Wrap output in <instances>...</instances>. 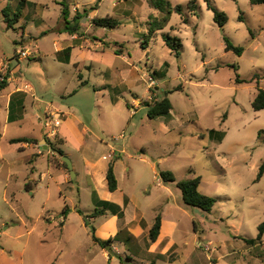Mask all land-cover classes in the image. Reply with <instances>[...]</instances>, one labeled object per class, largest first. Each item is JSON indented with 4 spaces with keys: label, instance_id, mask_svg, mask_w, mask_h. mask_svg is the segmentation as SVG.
Wrapping results in <instances>:
<instances>
[{
    "label": "rangeland",
    "instance_id": "1",
    "mask_svg": "<svg viewBox=\"0 0 264 264\" xmlns=\"http://www.w3.org/2000/svg\"><path fill=\"white\" fill-rule=\"evenodd\" d=\"M31 1L44 6L40 7L44 19L41 28L37 17L29 15V8L19 0H0V60L15 61L16 66V50L24 42V49H20L30 56L20 62V70L14 76L34 88L41 100L34 107L36 113L43 114L49 105L64 106L81 121V128H91L103 141L117 146L132 143L145 147L146 153L134 154L131 163L134 173L143 180L142 188L137 190L152 192V198L164 188L157 186L162 182L160 171H171L178 181L201 177L200 192L217 201L211 213H194L195 209L185 205L176 185H165L171 193L170 202H164L165 214L180 220L175 235L178 248L170 255L178 258L158 264H264V237L255 244L243 239H255L258 226L264 221V176L255 181L264 162V143L258 138V132L264 129V110L255 111L252 106L259 89H264V5H252L250 0H210L228 16V22L221 27L214 21V12L206 0H196V15L186 10L189 24H184L182 15L172 8L176 5L186 8L192 0H167L170 7L166 12L152 10L148 0H139L143 10L140 6L142 14L139 11L138 18L144 22L149 20L150 10L159 19L169 16L165 28L151 41L146 34H138L136 40L130 36L133 27H145L143 21L123 22L116 29L95 28L97 34L105 31L109 37L124 33L130 36L123 45L102 44L126 55V60L115 56V66H123L128 59L136 63V81L99 92L87 88L77 97L63 99L61 91L65 88L73 91L79 73L73 64L57 61L54 52L56 31L64 26L63 0ZM4 9L12 23L10 28L4 21ZM20 12L22 20L17 15ZM23 25L27 26L28 34L22 40ZM41 31L48 32L41 34ZM167 34L182 39L180 58L166 46L163 35ZM97 39L101 38L92 37L94 45ZM226 39L236 47H244V53L239 56L227 51ZM148 41L150 47L146 50ZM37 48L41 52L38 59ZM111 61L106 58L105 65L94 63L95 71L106 68ZM234 66H238L237 72ZM237 74L245 82L237 83ZM0 75L7 77L8 83L13 76L9 69H1ZM178 86L182 90L173 91ZM10 90L2 91V102ZM165 91H173L169 94L173 110L167 117L152 120L146 104L162 99ZM7 117L8 113L1 110L0 128L4 129ZM30 123L6 124L0 143V246L5 249V253L0 251V264H99L101 257L94 250L91 227L83 228L77 213L71 216L64 235L60 226L54 222L49 226L45 221L47 212L61 213L64 205L56 188L51 185L48 190L47 183L40 181L42 174L49 170L53 173L55 169L48 166L45 157L34 168L28 152L7 141L24 134L35 135L40 125ZM122 129L127 138L115 140ZM213 129L226 134L221 145L210 140L209 131ZM109 132L113 134L108 135ZM98 148L101 154L106 152L103 147ZM141 155L147 161H140ZM152 157L161 159L157 176L148 162L153 161ZM32 179L37 180L38 186L28 190L26 185ZM68 196L70 205L76 203L84 211L94 209L88 186H82L80 195L76 189L69 190ZM169 207L171 210H167ZM186 211L195 217V222L190 221ZM159 213L162 215L163 209ZM150 216L151 213L147 214ZM82 218L85 220V216ZM196 237L203 239L202 248L198 247ZM147 245V240L141 242L143 248ZM120 254L125 257L123 249Z\"/></svg>",
    "mask_w": 264,
    "mask_h": 264
},
{
    "label": "crops",
    "instance_id": "2",
    "mask_svg": "<svg viewBox=\"0 0 264 264\" xmlns=\"http://www.w3.org/2000/svg\"><path fill=\"white\" fill-rule=\"evenodd\" d=\"M19 1L21 2L22 0ZM24 1L25 2L23 3V5L29 8V15L34 14L37 17L36 20L40 21L38 25L39 28H41V26L44 24V19L42 8L40 7H42L43 5L31 0ZM63 1H67L66 3L70 6V20H72L77 13L83 14L85 11H87V13L81 21V29L79 34L71 35L68 32H61L60 30L64 26L59 31H56L57 36L54 43L56 46V49L54 51L56 54V60L66 65L73 64L75 66L76 72H79L77 75L76 88L73 89V91H67V88H65L60 93L61 98L65 99L66 97L74 95V97H77L82 91L86 90L87 88H94L96 92H99L97 90L104 89L106 91L113 85L126 86L129 82L134 83V81H136L138 73V66L136 65V63L131 59H128L127 63L123 66H115V56L122 55L120 53L117 54L118 52L116 53L117 50L115 48L113 50H110V47L107 48L108 50H110V53H108L106 51L107 49L103 47L104 45L102 43L108 42L110 46L113 47L114 45L112 42H121V45H123L124 43H127L126 40H129L130 36H134L135 40L136 38H138V34H146L148 36L149 21L151 18H153V16H156L154 15L155 13L150 10L148 15L149 20H146L145 22L142 19L138 18V14H142L143 10V5L138 4L139 0ZM147 2L149 5V0ZM140 6L142 7L141 11ZM150 9L153 10V8L151 7ZM74 10L76 11L75 13H73ZM96 17H114L121 22V25L123 24V22L136 23L138 21H143L144 24L146 23V25L145 27L140 29L133 27V31L130 36L124 33L120 37H109V35L106 34L105 31H103V33L101 34L96 33L95 28L97 26L93 24V19ZM157 17L159 16H156L155 18ZM4 18V21L6 22L5 15ZM7 28H9L8 24ZM22 30L23 40V37L27 36L28 34L27 26L23 25ZM47 32L48 31H41L40 33L47 34ZM96 35L101 39L103 38V40L97 39L98 43L97 45H94L92 37H95ZM150 41L149 43H146V47L144 46L146 50H148L150 47ZM135 42L138 43V41ZM23 44L24 42L18 44L17 50H23ZM20 47H22L23 49H20ZM111 51H113V54H111ZM40 54V48H37L36 59L40 58ZM15 55H17V53ZM122 57L125 60L127 59L126 55ZM106 58H111L112 61L110 62V65L103 69H100L99 67V72H96L94 69V63H96L97 65H105ZM16 61L18 62V64L14 66L15 61L9 60L8 62H5L2 59L0 60V70L9 69L10 74L13 75L11 78H9L7 87L11 88L10 92L7 95L3 96V102L0 99L2 103L0 105V117L1 110L4 109L6 113H8L6 124L32 122L30 124L40 125V128H38L35 135L24 134L11 137L7 141L10 143L11 140L20 138H29L34 140L33 142H22L15 144H19V149H22L23 152H28V158L30 160V163L33 164L34 168V164L45 157L46 161L48 162V166H51L55 169V172L53 173L49 170L48 173H44L40 176V181L47 183L46 187L48 190L51 188L50 186L53 185L59 192V194L63 197L64 205L62 206L61 213L56 212L55 215H52L50 212H47L45 221L48 223V225L52 226L54 222L56 226H60L61 234L64 235L69 227L71 216L74 215V213H77L81 219V226L83 228H88L85 220L82 218V215L78 212V210H82L84 214L86 213L87 215H91L97 208H103V202H108L115 206V208L118 209L121 215H119V213H113L109 209L106 211L105 215L89 218L92 226L95 229L96 237L105 241L115 237L121 229H125L129 233V235L133 237L134 241L129 246L125 245V243L123 242H114L111 246L113 247V253H109L105 248H102L93 241L94 250L98 252V256L101 257L99 264H123L116 255L118 254L124 257L120 254V249L124 250L125 257L130 256L132 258L133 263L140 262L141 264H150L151 259L158 254L170 256L172 253L176 252L178 243L175 240V235L178 228L180 227V220L174 217V215L172 214L167 216L165 214L164 208V202H170L171 194L169 188H167L165 185H170L171 183L159 181V185L157 186H163L164 188L163 190H161V192H159L157 196H155V198H152V192H147L146 190H137L138 187L142 186L143 180H141V176L134 173L131 161L134 159V154L140 155L141 152L146 153V148L134 145L132 143H122L121 145L117 146L115 144H110L103 141L98 135L93 132L91 128H81V121L77 119L73 112L70 111V108L67 109L64 106L53 107L52 105H49V107H47L45 110H53L55 112H59L63 115L64 119L58 135L59 140H61L62 143H59V140L57 139L58 137L54 140L48 139L46 136V128L41 122H38V116L42 114L36 113V109L34 108L36 102L40 103L41 100L38 99L37 95L35 94L34 88L30 84L23 83L21 78L14 76L15 73L20 70V62L23 60L19 59L18 56V59H16ZM82 83H86V85L82 86ZM6 89L2 90L3 93ZM19 92L24 94V112L22 118L17 121L10 122V101L12 96L15 93ZM139 100L140 99H136V102ZM35 117L37 119H35ZM33 122L35 124H33ZM1 124L2 122L0 119V125ZM6 124L4 125V129L0 128V143L1 140L5 137L4 131L6 129L5 127H7ZM123 130L124 129H122L119 136L115 137V140H125L127 138V135ZM112 134L113 133L111 132L108 133V135ZM225 137L222 142H220L209 136L214 145H221L225 140ZM71 142L72 146L70 147L69 145ZM42 143L47 144V149L44 148L45 144L44 146L41 145ZM99 146L103 147V151L106 152L101 154V152H99ZM57 149L63 150L66 156H69V158L71 159L73 164V171L75 172L74 179H72L71 177V170L69 168H65L62 165L63 157L59 156L56 151ZM113 153H116L117 157L108 159V156ZM139 157L141 158L140 161H147V159H144L142 155ZM31 158H33V161L31 160ZM51 158H55L58 161L56 160L55 162H53ZM152 158L153 161L148 162L152 165L153 171L157 176V167L159 166V161L161 159L158 157ZM111 164H113L114 173L118 183L117 190L115 191H111L109 189V185L107 182V173ZM29 183H32L33 187L38 186V182L36 179H32ZM82 186H88V189H90L91 200L94 209H88L84 211L76 203H73V205L69 204V190L73 192L74 189H76L78 194L80 195ZM65 209L68 210L66 216L63 215V211ZM160 209H163L161 231L157 241L152 243L149 241V232L153 227ZM167 210H171V208L169 207L167 208ZM186 212L189 215L190 221L195 222V217L190 215L188 211ZM150 213L151 216L148 218L147 214ZM194 213H202V211H195ZM194 231L196 234H198V230ZM195 239L197 240L198 247L202 248L203 239H201V237H196ZM144 240H147L148 242V246L146 248H143L141 246V242ZM141 249H145V253H142ZM0 251L1 253H5V249L1 248V246ZM177 258L178 256L175 257V260ZM161 261L164 260H158L157 264Z\"/></svg>",
    "mask_w": 264,
    "mask_h": 264
},
{
    "label": "trees",
    "instance_id": "3",
    "mask_svg": "<svg viewBox=\"0 0 264 264\" xmlns=\"http://www.w3.org/2000/svg\"><path fill=\"white\" fill-rule=\"evenodd\" d=\"M25 1L22 0L20 3L23 4ZM208 3V7L210 10L214 12V21L221 27H223L227 22H228V16L226 13L219 11L216 9L210 0H206ZM252 5H264V0H250ZM61 5L63 6L62 8V17L64 21V27L60 30L61 32H68L71 35L74 34H79L80 32V24L82 19L86 16L87 11H85L83 14L77 13L75 17L70 20V11L69 8L70 6L66 2H62ZM149 5L151 8L160 11V12H166L167 9H169V3L167 0H149ZM176 13L182 15L183 23L184 24H189L190 19L188 15L186 14V10L190 14L196 15L197 14V1L192 0L189 2L188 6L185 8L182 5H176L175 7L172 8ZM169 11V10H168ZM5 17H6V22L8 23V27H12V23L9 20L8 13L6 12V9L3 11ZM171 13V10L169 11ZM18 17L21 16V12L17 14ZM15 21H19V19H16ZM169 21V16H164L161 19L159 18H151L149 21V32H148V37L150 40L155 36V34H158L159 31L163 30L165 26L167 25ZM93 24L97 27H103V28H108V29H116L119 28L121 25V22L114 18V17H96L93 19ZM164 42L166 46L175 54L177 58L181 57V52L180 48L182 47V39L179 36H172L171 34L163 35ZM149 42V41H148ZM147 42V43H148ZM226 50L227 51H234L237 55L241 56L245 48L244 47H236L234 46L228 39H226ZM146 44V42H145ZM117 53V51H116ZM119 54V53H117ZM235 71H238V66H234ZM1 77V75H0ZM7 80V77H6ZM0 82V90H4L8 87V82L7 81ZM237 83H243L245 82L244 80H241L239 75L237 74ZM82 86L86 85V83H82ZM182 86H178L175 88L173 91H178L182 90ZM173 91H165V95L162 99H157L153 101L150 104H146L148 107V117L150 119H157L160 117H167L171 114L173 110V105L172 102L169 98V94L172 93ZM23 93H15L10 101L9 105V121L14 122L22 118L23 112H24V99H23ZM252 106L255 111H262L264 110V89H259L257 95L255 96ZM209 136L215 140H218L222 142V140L225 137V133L223 131H218V130H210L209 131ZM258 138L259 140L264 143V129L260 130L258 132ZM34 140L29 139V138H20V139H13L11 140V144L15 143H22V142H33ZM48 141V140H47ZM49 143V142H48ZM59 143H62L61 140H59ZM57 153L59 154L60 157H65L66 154L63 150L57 149ZM62 165L65 168H68L67 164L65 162L62 163ZM264 176V162L261 165L259 169V173L256 178V182L260 181ZM160 177L163 182L165 183H171L175 184L180 191L182 192V198L185 203V205L193 208V209H200L204 213H211L213 208L216 205V199L214 197H211L209 195H205L200 192V185L202 182L201 177H195V178H188L184 179L181 181H178L175 175L171 171H160ZM107 182L109 185V189L111 191L117 190V179L114 173V167L113 164L109 166L108 173H107ZM28 190H31L32 188V183H28L26 185ZM101 209L97 208L91 215H85L82 210H78V212L85 216V222L87 226L90 225L91 231H92V239L95 243H97L99 246L102 248H106L107 246H112L114 242H123L125 245L129 246L133 241V237L129 235V233L125 229H121L119 233L108 240H101L96 237L95 235V229L90 223L89 218H94L97 216H102L106 214L107 210H111L113 213H121L118 211L115 206L108 202H103L102 203ZM68 213V210L65 209L63 211V215L66 216ZM161 226H162V215L159 213L155 219V222L153 224V227L151 228L149 232V241L150 242H156L160 231H161ZM196 230V226H194ZM264 237V221L259 224L258 226V235L255 239H247L243 238L246 243L248 244H255L258 241H261ZM148 246V245H147ZM142 253H145V249H141ZM119 260L123 264H134L133 260L130 256L122 257L118 254H116ZM158 260H164V261H171L173 262L175 260L174 256H168V255H161L158 254L155 257H153L150 261V264H157Z\"/></svg>",
    "mask_w": 264,
    "mask_h": 264
},
{
    "label": "built area",
    "instance_id": "4",
    "mask_svg": "<svg viewBox=\"0 0 264 264\" xmlns=\"http://www.w3.org/2000/svg\"><path fill=\"white\" fill-rule=\"evenodd\" d=\"M16 53L19 56V59H22V60L28 59V56H30L29 52L25 50H17ZM5 80H6V77L1 75L0 82H3ZM1 92L2 91L0 90V94ZM38 119L47 130V133H46L47 138L50 140L56 139L59 135V130L64 121L63 115L53 110H47L44 112V114L38 116ZM123 137H124V134H123ZM115 157H117V155L116 153H113L108 156V159L115 158Z\"/></svg>",
    "mask_w": 264,
    "mask_h": 264
},
{
    "label": "water",
    "instance_id": "5",
    "mask_svg": "<svg viewBox=\"0 0 264 264\" xmlns=\"http://www.w3.org/2000/svg\"><path fill=\"white\" fill-rule=\"evenodd\" d=\"M44 148L47 149V144H45ZM62 159H63V162H65L67 164L68 168L71 170V177H72V179H74L75 178V172L73 171V164H72L71 159L68 156L63 157ZM195 211L196 212H200V209H195ZM105 249L109 253H113L114 252L113 248L111 246H107Z\"/></svg>",
    "mask_w": 264,
    "mask_h": 264
}]
</instances>
